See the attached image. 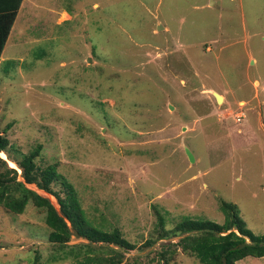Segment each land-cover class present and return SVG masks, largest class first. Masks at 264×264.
Here are the masks:
<instances>
[{
	"label": "rangeland",
	"instance_id": "374dc122",
	"mask_svg": "<svg viewBox=\"0 0 264 264\" xmlns=\"http://www.w3.org/2000/svg\"><path fill=\"white\" fill-rule=\"evenodd\" d=\"M20 20L0 60V134L24 155L42 146L37 165L56 166L88 224L136 249L75 232L61 247L44 209L0 205V264H165L167 249L168 264H201L175 245L189 234L158 238L186 219L224 224L222 201L264 235V0H34Z\"/></svg>",
	"mask_w": 264,
	"mask_h": 264
},
{
	"label": "trees",
	"instance_id": "16d2710c",
	"mask_svg": "<svg viewBox=\"0 0 264 264\" xmlns=\"http://www.w3.org/2000/svg\"><path fill=\"white\" fill-rule=\"evenodd\" d=\"M16 17L17 12L0 15V58ZM11 127L9 125L5 133ZM41 151L42 146H38L24 155L10 144L5 134H0V154L5 153L22 171L20 175L17 169L9 166L8 160L0 157V205L14 214L23 213L29 203L44 209L46 224L51 229L50 242L61 247L67 245L75 232L77 237L86 239L91 244L113 245L126 253L135 251L136 245L125 239L119 229L106 232L88 224L74 187L57 172L56 166L42 168L37 165L36 159ZM59 181L64 188V197L52 188ZM30 184H36L39 189L54 195L59 201L60 211L48 198L28 188L27 185ZM221 210L225 214L224 224L186 219L174 230L161 234L158 239L189 234L175 245L181 246L185 253L196 257L201 264H238L247 257L264 258V235L256 236L248 228L236 205L222 201ZM156 213L159 228L165 229L162 213ZM168 254V249L161 253L165 264H168ZM123 259L122 256L112 264H121Z\"/></svg>",
	"mask_w": 264,
	"mask_h": 264
},
{
	"label": "crops",
	"instance_id": "0c3cea01",
	"mask_svg": "<svg viewBox=\"0 0 264 264\" xmlns=\"http://www.w3.org/2000/svg\"><path fill=\"white\" fill-rule=\"evenodd\" d=\"M33 3H34V0H0V15L9 14L11 12H17L16 21L13 25V28L11 30V33H10L9 38L7 40V43L5 45L3 55H4L5 51L7 50V48L11 45L13 35L15 34L18 23L21 21L20 19L23 17L24 10L26 9V7L29 4H33ZM35 4H36V2H35ZM69 15L70 14H68L67 12H64L62 14L63 17H67ZM3 55L0 58V60H2Z\"/></svg>",
	"mask_w": 264,
	"mask_h": 264
},
{
	"label": "water",
	"instance_id": "95a60500",
	"mask_svg": "<svg viewBox=\"0 0 264 264\" xmlns=\"http://www.w3.org/2000/svg\"><path fill=\"white\" fill-rule=\"evenodd\" d=\"M161 28H162V26H159V29H161ZM216 98H217L219 103L223 102V97H221L220 95L216 94ZM186 150H187V155L189 157L190 162H194L195 158H194L193 154L188 149H186Z\"/></svg>",
	"mask_w": 264,
	"mask_h": 264
},
{
	"label": "built area",
	"instance_id": "2783aa9c",
	"mask_svg": "<svg viewBox=\"0 0 264 264\" xmlns=\"http://www.w3.org/2000/svg\"><path fill=\"white\" fill-rule=\"evenodd\" d=\"M246 117V114L245 112L243 111V109L241 110V112H239L237 115H236V121L237 123H241L242 120Z\"/></svg>",
	"mask_w": 264,
	"mask_h": 264
}]
</instances>
